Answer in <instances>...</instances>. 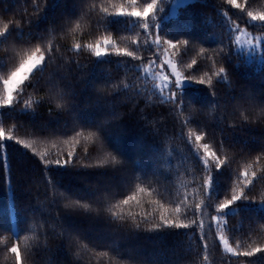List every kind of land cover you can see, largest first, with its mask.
I'll list each match as a JSON object with an SVG mask.
<instances>
[{
  "label": "trees",
  "instance_id": "1",
  "mask_svg": "<svg viewBox=\"0 0 264 264\" xmlns=\"http://www.w3.org/2000/svg\"><path fill=\"white\" fill-rule=\"evenodd\" d=\"M173 2L0 0V264H264V0Z\"/></svg>",
  "mask_w": 264,
  "mask_h": 264
},
{
  "label": "rangeland",
  "instance_id": "2",
  "mask_svg": "<svg viewBox=\"0 0 264 264\" xmlns=\"http://www.w3.org/2000/svg\"><path fill=\"white\" fill-rule=\"evenodd\" d=\"M192 0H174L168 17H175L179 9ZM136 15V14H135ZM166 17L165 19L167 20ZM237 50L244 54L248 62L264 63V33H252L248 29L233 26ZM99 55L104 56L103 50L98 48ZM160 58V59H159ZM159 60L153 61L145 69V75L155 81L157 90L166 97H175L188 85L179 72L176 64L167 52H162ZM44 65V56L37 53L32 59L18 69L10 78L2 81L0 86V108L11 105L15 95L21 90L23 84L30 76ZM224 250L232 252V248L224 238L220 239Z\"/></svg>",
  "mask_w": 264,
  "mask_h": 264
}]
</instances>
